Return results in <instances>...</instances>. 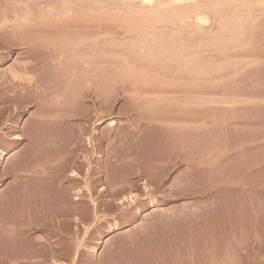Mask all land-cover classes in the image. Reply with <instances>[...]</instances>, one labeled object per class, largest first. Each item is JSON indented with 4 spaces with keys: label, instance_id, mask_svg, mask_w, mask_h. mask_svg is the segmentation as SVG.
Masks as SVG:
<instances>
[{
    "label": "rangeland",
    "instance_id": "374dc122",
    "mask_svg": "<svg viewBox=\"0 0 264 264\" xmlns=\"http://www.w3.org/2000/svg\"><path fill=\"white\" fill-rule=\"evenodd\" d=\"M126 1L0 0V264H264V0Z\"/></svg>",
    "mask_w": 264,
    "mask_h": 264
},
{
    "label": "bare ground",
    "instance_id": "6f19581e",
    "mask_svg": "<svg viewBox=\"0 0 264 264\" xmlns=\"http://www.w3.org/2000/svg\"><path fill=\"white\" fill-rule=\"evenodd\" d=\"M120 1V0H119ZM123 2L124 1H126V0H122ZM134 1V0H133ZM136 1V0H135ZM186 1V0H185ZM193 1H195V0H192V2ZM208 1V0H207ZM217 1V0H216ZM216 1H215V3H216ZM227 1V0H226ZM230 1V0H229ZM243 1V0H242ZM260 1V0H259ZM126 2H128V0L126 1ZM181 2H182V0H140V4H138L140 7H138L141 11H145V10H148V9H150V10H154V12H156V13H154V17H155V15H158V14H160L161 12H163V11H165V12H167L168 10H182L185 6H183V4H181ZM191 2V4H193ZM217 2H219V1H217ZM222 2H223V0H222ZM224 2H225V0H224ZM223 2V3H224ZM129 3V5L130 4H132V3H130V2H128ZM201 3V2H200ZM214 3V2H213ZM228 3V2H227ZM230 3V2H229ZM115 4H116V2H115ZM124 4H126V3H124ZM136 4V3H135ZM202 4V3H201ZM211 4V3H210ZM217 4V3H216ZM225 4V3H224ZM117 5V4H116ZM203 5V4H202ZM213 5V4H212ZM219 5V4H218ZM126 6V5H125ZM172 6V7H171ZM194 6V5H193ZM201 6V5H200ZM220 6H221V3H220ZM244 6V5H243ZM250 6V5H249ZM130 7H132L131 5H130ZM129 7V8H130ZM170 7V8H169ZM187 7V6H186ZM185 7V8H186ZM196 7V6H195ZM214 7V9L213 10H216L215 9V5L213 6ZM247 7V6H246ZM128 8V9H129ZM136 8V7H135ZM169 8V9H168ZM189 8H190V6H189ZM193 8V7H192ZM202 8V7H201ZM205 8H206V6H205ZM119 9H120V7H119ZM131 9V8H130ZM168 9V10H167ZM187 9V8H186ZM200 9V8H199ZM203 9V8H202ZM211 8H209V10H210ZM131 10H133V9H131ZM194 10V11H193ZM195 10H196V8H193L192 10H185V11H183V12H181V13H185V15H188L189 16V19L190 18H192V19H194L195 21H196V23H195V25H200V27L201 26H203V25H201V23H207L208 22V20H209V15L207 14V16L206 15H204L203 13L205 12H195ZM212 10V9H211ZM133 11H135V10H133ZM138 12H139V10H137ZM191 11V12H190ZM200 11V10H199ZM208 11V10H207ZM127 12H128V10H127ZM132 12V11H131ZM150 12V11H149ZM151 12H153V11H151ZM173 12V11H172ZM244 12V11H243ZM124 13H126V12H124ZM133 13V12H132ZM145 13H146V11H145ZM171 13V12H170ZM176 13V12H175ZM237 14H238V12H236ZM134 14V13H133ZM149 14V13H148ZM240 14H242V13H240ZM239 14V15H240ZM182 15V14H181ZM180 14H179V16L180 17H182ZM235 15V14H234ZM153 16H152V18H153ZM211 16V15H210ZM242 15H240V17H241ZM122 19H123V17L122 16H120ZM147 17V16H146ZM171 17V16H170ZM236 17H238V15L236 16ZM128 18V17H127ZM136 18H138V17H136ZM150 18H151V16H150ZM169 18V17H168ZM188 18V17H187ZM186 18V19H187ZM108 19V18H107ZM111 19H113V18H111ZM131 19V18H130ZM145 19V18H144ZM110 20V19H109ZM114 20V19H113ZM119 20V19H118ZM126 20V19H125ZM125 20H123L122 22H124L125 23ZM128 20V19H127ZM132 20H133V18H132ZM175 20H177V19H175ZM179 20H181L180 18H179ZM184 20H185V18H184ZM193 20V21H194ZM137 21V20H136ZM142 21H143V19H142ZM129 21H126V23H128ZM132 22V21H131ZM147 22H148V20H147ZM152 22V21H151ZM149 23V24H152V23ZM147 25V24H146ZM132 26V25H131ZM136 26V25H135ZM134 26V27H135ZM140 26V25H139ZM204 26H205V24H204ZM133 29H135V28H133ZM146 38V37H145ZM146 77V76H145ZM143 79V78H142ZM153 80V79H152ZM42 172V171H41ZM45 174V173H44ZM115 185V184H114ZM77 198V197H76ZM60 204V203H59ZM66 213V212H65ZM28 216H30V215H28ZM36 220V219H35ZM40 222V221H39ZM8 228V227H7ZM4 229V228H3ZM5 231V230H4Z\"/></svg>",
    "mask_w": 264,
    "mask_h": 264
}]
</instances>
